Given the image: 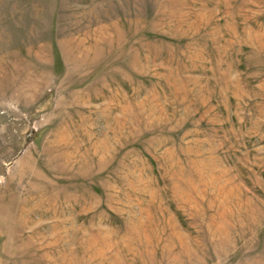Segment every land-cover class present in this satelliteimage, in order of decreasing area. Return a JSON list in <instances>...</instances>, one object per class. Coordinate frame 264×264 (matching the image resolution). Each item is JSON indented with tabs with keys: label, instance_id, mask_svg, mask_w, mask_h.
Here are the masks:
<instances>
[{
	"label": "rangeland",
	"instance_id": "1",
	"mask_svg": "<svg viewBox=\"0 0 264 264\" xmlns=\"http://www.w3.org/2000/svg\"><path fill=\"white\" fill-rule=\"evenodd\" d=\"M0 264H264V0H0Z\"/></svg>",
	"mask_w": 264,
	"mask_h": 264
}]
</instances>
